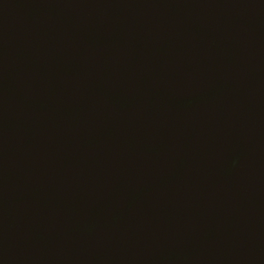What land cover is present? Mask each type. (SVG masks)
Here are the masks:
<instances>
[{"label": "water", "instance_id": "water-1", "mask_svg": "<svg viewBox=\"0 0 264 264\" xmlns=\"http://www.w3.org/2000/svg\"><path fill=\"white\" fill-rule=\"evenodd\" d=\"M0 264H264V0H0Z\"/></svg>", "mask_w": 264, "mask_h": 264}]
</instances>
